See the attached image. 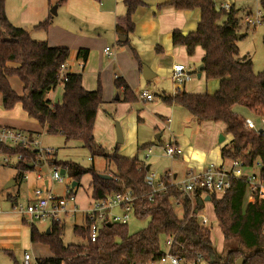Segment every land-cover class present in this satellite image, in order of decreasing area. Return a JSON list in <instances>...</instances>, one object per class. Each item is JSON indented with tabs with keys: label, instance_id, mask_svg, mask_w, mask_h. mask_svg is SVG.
Masks as SVG:
<instances>
[{
	"label": "trees",
	"instance_id": "1",
	"mask_svg": "<svg viewBox=\"0 0 264 264\" xmlns=\"http://www.w3.org/2000/svg\"><path fill=\"white\" fill-rule=\"evenodd\" d=\"M223 0H169L168 5L179 11H198L200 20L196 30L183 34L173 31L174 46L185 47L188 56L199 47L212 50L209 58L202 60L204 68L223 80L222 90L216 97L208 95L174 96L163 95L166 104H177L185 109L198 125L205 122L222 123L225 134L231 136L228 144L220 149L222 160H239L250 168L257 163L264 169V131H249L244 127V118L232 111L240 106L253 115L264 118V74L254 77L247 56L239 57L232 46L237 39L238 10L231 5L225 12L218 6ZM50 7L62 6L66 0H47ZM260 21L264 23V0H258ZM126 7L127 33L132 32L130 17L141 6L138 0H123ZM49 15L35 29L47 31L51 25ZM222 27V31H221ZM222 32V33H221ZM226 32V33H225ZM237 34V35H236ZM244 37V34L242 35ZM225 51H224V49ZM69 50L63 47H49L44 42L32 40L24 30L12 26L5 16V3L0 0V96L1 107L12 110L19 104L29 119L34 120L45 134L62 137L65 144L77 143L86 149L91 159L102 158L112 170L102 179L91 165L83 168L73 162L50 161L68 175L77 185L83 175L90 176L91 198L101 200L123 190L132 191L133 217L148 220L146 226L132 234L127 225H105L94 243L87 242V230L73 227V233L85 240L84 245L64 246V226L51 224L48 232L39 233L31 225L30 242L48 247L50 257L37 258L35 264H150L164 254L163 242L170 240L168 252L183 260L184 264H235L242 258L243 264H264V200L253 199L244 202L245 187L242 181H231L222 197L210 195V203L223 239V248L216 254L211 242V231L203 227L197 214L202 210L199 193L188 196L177 188L169 187L164 194H154L147 201L149 189L144 185L146 166L136 157L123 158L98 145L93 137L95 113L101 104V91H84L80 86V75L67 74L62 83L63 94L60 103L51 104L46 96L60 84L58 70L65 65ZM76 57L85 61L87 50H78ZM16 77L22 84V94L17 95L8 79ZM116 87L123 88L124 100L134 102L135 97L122 82ZM2 154L21 155L14 166L13 181L33 171L36 164L35 152L15 146L0 144ZM30 164L33 166L30 167ZM41 165V164H40ZM166 182V180H165ZM72 193V190L70 191ZM171 200L181 208L180 218Z\"/></svg>",
	"mask_w": 264,
	"mask_h": 264
},
{
	"label": "crops",
	"instance_id": "2",
	"mask_svg": "<svg viewBox=\"0 0 264 264\" xmlns=\"http://www.w3.org/2000/svg\"><path fill=\"white\" fill-rule=\"evenodd\" d=\"M138 1L141 6L137 7L130 17L133 30L129 33L126 28V7L123 0H66L62 8L55 5V15L49 13L52 7L48 5L47 0H8L5 2V16L12 26L27 32L32 40L44 42L49 47L67 48L69 57L63 73L80 75V86L84 91L100 89L101 104L95 113L93 137L106 151L112 152L117 146L119 157H136L149 171L159 176L165 173L172 174L175 182L182 181L191 168L195 171L206 169L210 165L225 167L228 160L221 159L220 149L230 142L231 136L227 135L228 139L224 136L223 142H218L222 130L226 129L225 126L212 122L198 125L185 109L177 104L166 105L159 97L174 96L177 93L211 97L214 93L218 96L222 90L221 83L220 86L218 83L215 85V90L212 88L216 77L209 68H204L202 62L204 58L207 59L213 54L212 50L204 51L197 47L193 55L188 56L185 47L174 46L172 43L173 31L187 34L196 30L200 13L197 10H175L168 5L169 0ZM230 4L233 5L231 0ZM239 9L245 23L251 12ZM257 12L260 11L256 10ZM58 14L60 18L55 20ZM49 15L52 20L47 31L35 29V26ZM120 37L121 39L123 37L122 42L119 41ZM106 48L108 51H105ZM81 49L87 50L85 61L76 57L78 50ZM176 65L183 66L188 77L179 85L171 79L172 67ZM143 67L149 73L145 78ZM8 81L13 91L20 96L21 82L16 77H10ZM117 81L124 83L133 94L134 102L124 100L123 88L116 87ZM56 88H59L61 101L62 83ZM143 91L153 97L152 102L138 99V95ZM53 93L54 91H51L46 96L51 104H55L51 97ZM15 107L10 111L3 110L0 96V127L21 131L39 140L45 134L44 129L29 119L19 104ZM116 123L121 129V144L116 143L114 128ZM167 146L180 148L182 156L167 157L165 155ZM147 149H151V152L145 158ZM54 151L57 158V151ZM90 161L94 167L93 159L90 158ZM13 163L15 165V160ZM14 165L11 164V167L14 168ZM109 167L104 160L99 169H94L101 172ZM34 179L37 180L35 177ZM41 181L45 187L48 181L45 178ZM89 184L90 178L88 182L90 196H86L81 208L79 207L81 210L92 200ZM51 186L52 184L48 182V188L52 192ZM78 186L79 184L71 188L75 198H78L76 196ZM31 196L32 192L26 201ZM7 200L13 211L12 206L18 199L7 196ZM174 202L171 200L174 210L176 207L180 208L174 205ZM201 202L202 210L199 213L208 223L216 221L210 201L205 202L202 198ZM244 202H248L246 196ZM177 216L180 218L178 214ZM83 217L82 215V220ZM50 226L51 224L44 231L34 227L39 233H47ZM210 236L213 244L212 235ZM48 257L50 256L39 258Z\"/></svg>",
	"mask_w": 264,
	"mask_h": 264
},
{
	"label": "built area",
	"instance_id": "3",
	"mask_svg": "<svg viewBox=\"0 0 264 264\" xmlns=\"http://www.w3.org/2000/svg\"><path fill=\"white\" fill-rule=\"evenodd\" d=\"M221 10L228 12L231 5L223 0L219 6ZM261 13L257 12L253 18H246L245 24L257 26L261 23ZM108 51V48L105 49ZM65 65H62L59 70L60 83L66 81L65 74L63 73ZM184 67L176 65L172 67L171 79L175 84L179 85L187 80ZM138 99L144 102H152L153 97L146 91L138 95ZM244 127L249 131L259 132L264 131V118H260L261 128L257 130L253 120L245 119ZM0 144L7 147H22L23 149L34 151L35 158L38 162L33 169L35 178L42 180L39 175L42 168H48V182L54 184L61 182L62 175L60 169L48 164L46 157L52 156L50 148H43L40 141L36 137H30L21 131L13 130L10 128L0 127ZM151 152V149L146 150V156ZM165 155L169 158H177L181 155V149L175 146H167ZM21 155L7 156L2 154L0 149V166L10 165L11 160H15V165L21 160ZM49 161V160H48ZM41 164V165H40ZM14 165V166H15ZM192 169V168H191ZM189 170L184 179L180 182L173 181L172 174L165 173L161 176L147 170L143 183L149 189L146 198L147 201H152L154 194H164L169 187L177 188V190L188 196L194 192L199 193V199L206 196L215 195L220 198L225 190L230 187L231 181H242L245 187L246 199L250 202L253 199L264 200V169L259 164L255 163L252 167L248 168L239 160H228V164L223 167L208 166L202 170ZM23 174V179H25ZM166 180V182H165ZM48 182L44 189L35 188L32 191V196L25 203H15L12 206L14 212L22 216L23 221L28 224L34 222H46L49 224H62L66 218H73L76 214L82 213L84 228L87 230V242L94 243L99 231L107 224L127 225L131 216H133V202L136 197L132 191L126 189L123 192L114 194L101 200H91L85 209H80L76 204V198L70 191V186L65 188V195L60 197L51 192L48 188ZM175 205L179 206L177 202ZM200 225L206 227L207 219L197 214ZM167 247L165 254L157 261L150 264H184L183 260L174 257L168 252L171 241L165 242ZM30 258L27 254L23 255L22 264H29Z\"/></svg>",
	"mask_w": 264,
	"mask_h": 264
},
{
	"label": "rangeland",
	"instance_id": "4",
	"mask_svg": "<svg viewBox=\"0 0 264 264\" xmlns=\"http://www.w3.org/2000/svg\"><path fill=\"white\" fill-rule=\"evenodd\" d=\"M8 0H4V3ZM226 3L230 4V0H225ZM232 4L235 8H238L237 18V26L234 31H237V34H244V37L240 39H235L232 41V46L235 49V52L239 57H243L244 55L247 58H250V70L254 77H259L264 74V23H260L259 25L253 27L252 25L246 26L243 21L242 15L239 14L241 11H250V18L255 16L256 10L259 9L258 0H231ZM64 5L60 6L61 8ZM245 7V8H243ZM60 15L55 16V20L59 19ZM222 31V27H221ZM222 33V32H221ZM226 33V32H225ZM236 34V35H237ZM224 49V48H223ZM225 51V49H224ZM220 83L223 86V80L214 79L212 83V88L215 90V85ZM213 93V92H212ZM216 94H212L211 97H215ZM53 99V103L57 104L60 101L59 96V88L54 90V93L51 95ZM16 108V107H14ZM233 112L239 115L242 118H250L253 120L255 127L258 129L261 128L260 118L253 115L245 108L240 106H234ZM225 130H222L221 135L226 139L229 137L224 133ZM39 141L43 148H50L51 154L46 157V162L50 164V161L58 160L59 162H73L78 164L83 168L89 167L92 162L90 161L89 153L86 149H83L77 143H64L62 137L60 136H49L42 135L39 138ZM57 151V158L56 153ZM182 156V155H180ZM49 160V161H48ZM14 162V159L11 160V163ZM104 163L102 158H94L93 165L95 169H99L101 165ZM161 166L163 164H160ZM110 170L112 167L110 165ZM109 169H104L98 173H105L109 171ZM48 168L44 167L41 169L39 175L41 178H45L47 181L48 178ZM16 175V170L10 165H1L0 166V264H22L23 255L27 254L30 258L29 264H35V259L39 257L50 256L49 249L44 245L39 244H31L30 243V235L29 228L30 224L22 221V216L15 214L10 209V203L7 200V196H12L18 199L19 203H25L27 196L31 194L32 190L37 187L44 189L45 187L42 185V181L34 179V172H28L25 174V179L20 178L17 181H13ZM90 176L88 174L81 177L79 186L77 187L76 203L78 207L81 208V205L84 203L86 196H90L88 189V182ZM13 181L14 185L4 188V186L9 182ZM72 182V179L68 175H63L61 178V182H57L52 184V193L57 196H64L65 188L69 186ZM250 202V201H248ZM175 205V204H174ZM175 212L180 216L181 211L179 207L175 208ZM148 220H137L133 216L128 221L127 230L129 234L135 233L141 229H143ZM34 225L39 230H46V228L50 225L49 223L44 222H34ZM64 226V234L62 237L63 244L67 245H84L85 240L73 233V227L84 226L82 220V214L78 213L74 218H66L63 222ZM208 227L210 228L212 239H213V249L216 254H220L223 248V239L222 234L216 221H212L208 223ZM166 241L163 242L164 249L166 250Z\"/></svg>",
	"mask_w": 264,
	"mask_h": 264
},
{
	"label": "water",
	"instance_id": "5",
	"mask_svg": "<svg viewBox=\"0 0 264 264\" xmlns=\"http://www.w3.org/2000/svg\"><path fill=\"white\" fill-rule=\"evenodd\" d=\"M55 10H56V6L54 5V6H52V8L50 9V11H49V13L51 14V15H55ZM242 37V35H237V39H239V38H241ZM119 41L120 42H122L123 41V37H122V39H121V37L119 38ZM143 77L145 78L146 76H148L147 74H149L148 73V70L146 69V68H144L143 67ZM114 128H115V135H116V143L117 144H121V142H122V136H121V129H120V127H119V125H118V123H116L115 124V126H114ZM259 132H261V130H259ZM223 140H224V138H223V136L221 135L220 136V138H219V140H218V142L219 143H222L223 142ZM30 167H32V164H30ZM148 170V167H146V171ZM60 174L63 176L65 173H64V171L63 170H60ZM98 176L100 177V178H102V179H110V176H108V175H104V174H98ZM13 185V181L11 180V181H9L5 186H4V188H7V187H9V186H12ZM75 186H77V183L76 182H71V184H70V187L73 189ZM204 200H205V202H208V201H210V197L209 196H206L205 198H204ZM201 201H199V205H201ZM107 226H110V224H107ZM244 263V260L242 259V258H240V259H238L236 262H235V264H243Z\"/></svg>",
	"mask_w": 264,
	"mask_h": 264
}]
</instances>
